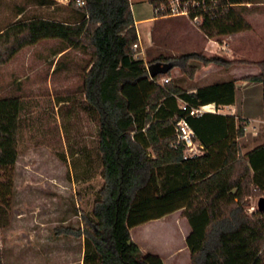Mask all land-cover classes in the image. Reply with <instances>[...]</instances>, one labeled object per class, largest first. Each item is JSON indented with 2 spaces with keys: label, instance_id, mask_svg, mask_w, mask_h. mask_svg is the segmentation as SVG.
<instances>
[{
  "label": "trees",
  "instance_id": "1",
  "mask_svg": "<svg viewBox=\"0 0 264 264\" xmlns=\"http://www.w3.org/2000/svg\"><path fill=\"white\" fill-rule=\"evenodd\" d=\"M146 1L155 11L170 0ZM186 1L200 3L190 18L201 17L199 29L208 39L251 29L238 9L250 0H180ZM32 3L45 7L54 1ZM65 8L69 15L62 21L21 16L0 30V67L22 49L49 40L60 42L53 72L66 68L61 61L71 50L89 55L77 93L97 124L102 182L91 212H79L81 227H61L56 233L83 239L82 264H163L160 257L142 253L130 230L182 210L190 228L185 240L189 264H264V212L247 215L243 204L247 196L264 194V143L239 156L241 120L217 113L188 114L189 109L210 104L233 105L234 82L194 93L173 85L155 86V100L130 111L123 87L149 78L147 65L134 57L138 34L130 0H83L81 7L70 0ZM24 13L22 9L18 15ZM176 59L173 68L183 72L191 60L222 68L257 66L261 72L250 81L262 85L264 110V57L248 61L192 53ZM3 89L0 85V167L16 162L21 127L20 98L4 96ZM177 99L188 111L179 108ZM181 118L193 130L201 155L184 159L183 145L175 144V124ZM7 194L0 189V198ZM4 213L0 208V225Z\"/></svg>",
  "mask_w": 264,
  "mask_h": 264
},
{
  "label": "rangeland",
  "instance_id": "2",
  "mask_svg": "<svg viewBox=\"0 0 264 264\" xmlns=\"http://www.w3.org/2000/svg\"><path fill=\"white\" fill-rule=\"evenodd\" d=\"M53 1L51 6L40 7L32 0H0V30L21 16L64 20L69 15L67 4L63 0ZM250 1L238 9L251 29L215 39L205 37L199 29L200 19H169L153 11L156 20L150 27L139 26L140 39L134 57L148 66L158 58L176 63V58L185 54L224 55L223 50L228 48L227 53L236 52L239 59L259 60L264 57V0ZM145 3L131 1L135 18L152 15ZM142 5L146 7L139 9ZM22 9L24 15H18ZM59 48L57 40L42 41L22 49L0 67L2 94L19 96L21 102L17 160L0 167V189L8 192L0 198V208L5 212L0 225L1 264H82L83 239L59 236L56 231L61 227H81L79 212L92 210L95 192L102 182L97 124L87 113L83 96L77 93L89 55L71 50L61 61L67 64L66 68L53 72L59 59L54 52ZM218 67L191 60L185 72L175 67L155 81L149 77L125 85L122 92L133 111L155 100V86L173 85L190 90L226 79ZM164 79H169L168 84L163 83ZM241 90L237 94L241 107L238 117H245V135L239 144V156H244L249 149L264 143V112H260L257 91ZM258 118L260 121L255 122ZM262 195L243 199L247 215L255 212ZM189 231L182 210H178L133 228L130 235L143 254L159 256L166 264H189L185 243Z\"/></svg>",
  "mask_w": 264,
  "mask_h": 264
},
{
  "label": "crops",
  "instance_id": "3",
  "mask_svg": "<svg viewBox=\"0 0 264 264\" xmlns=\"http://www.w3.org/2000/svg\"><path fill=\"white\" fill-rule=\"evenodd\" d=\"M131 1L130 0V4H131ZM146 1V0H144ZM147 2V1H146ZM148 5V7H150L151 11H152V15H147L145 17H141V18H135V13H134V9H133V6L131 4V10H132V13H133V18H134V22H135V28H136V31H137V34H138V38L140 39V30H139V26H144V25H147L148 27H150V25L154 22V20H156V17L153 16V9H152V6L148 3H145ZM138 7V6H137ZM142 7H146L145 5H142V6H139L138 8H142ZM147 9V8H146ZM149 9V8H148ZM150 12V11H149ZM172 18H179V17H170L169 19H172ZM143 30H145L143 28ZM145 38H146V35H145ZM232 39V37L230 38ZM222 49V48H220ZM224 49V48H223ZM224 51V55H226L228 58L230 59H239L237 57H235L237 55L236 52H232L231 54H228L227 52H229L230 50L228 48H226ZM222 55V54H221ZM58 58H59V54L56 55ZM58 59H56L55 63L57 62ZM54 63V64H55ZM218 69H221L222 72L224 73V75L226 76V79L222 80V81H214V82H211V83H207L205 85H202V86H199V87H194L190 90H187L189 93H194L195 90L197 88H202V87H207V86H211V85H214V84H217V83H222V82H228V81H233L234 84H235V94H234V103L233 105H230V106H224V107H219V108H216L213 104H210V105H207V106H212L213 107V111L211 112H206V113H217V114H222V115H229V116H234L237 120H243L245 119V117H238V113L240 114L241 112V107L240 105L237 103V94H238V89H242L241 91H243L244 89H249V90H254V91H257V95H258V100L260 101L261 103V108H260V112H264L263 110V104H262V85L261 83H258V82H252L250 81V78L252 77H255V76H258L260 74V69L257 67V66H254V65H247V64H243V65H238V66H234V67H230V68H222V67H218ZM180 87V86H178ZM245 87V88H244ZM181 88V87H180ZM246 99H249V98H246ZM180 99H177V103H178V106H180ZM225 110H227L226 112H224ZM244 112V111H243ZM251 119L253 120V117H251ZM258 121H255V122H259L260 121V118L256 119ZM245 135V134H244ZM244 135L239 138L237 140L238 144H240V142L243 140L244 138ZM195 141V140H194ZM195 143L197 144L198 146V149H199V153L198 155H201L202 154V151L200 150V147H199V144L198 142L195 141ZM263 143L257 145V146H260L262 145ZM257 146H254L253 148L249 149L248 151H246L244 153L247 154L249 151H251L252 149H254L255 147ZM177 212V211H176ZM175 213V212H174ZM172 213V214H174ZM171 215V214H170ZM164 218V217H163ZM162 219V218H161ZM159 220V219H158ZM154 221V220H153ZM148 223V222H147ZM143 225V224H142ZM141 226V225H140ZM132 230V229H131ZM130 230V231H131ZM190 232V231H189ZM189 234V233H188ZM188 236V235H187ZM186 240V239H185ZM159 257V256H158ZM161 259V258H160ZM163 264H166L165 261H163V259H161Z\"/></svg>",
  "mask_w": 264,
  "mask_h": 264
},
{
  "label": "built area",
  "instance_id": "4",
  "mask_svg": "<svg viewBox=\"0 0 264 264\" xmlns=\"http://www.w3.org/2000/svg\"><path fill=\"white\" fill-rule=\"evenodd\" d=\"M64 3L68 4L70 0H63ZM203 4V2H202ZM76 5L78 7H81L83 5V0H76ZM199 2H192V1H186V2H180V0H170L167 5L161 6L159 9L155 10V14H160L162 17H186L193 21L201 20V17L196 16L194 18H190V14L195 11V8L199 7ZM134 48H137V45L134 46ZM169 82V79H164L163 83L166 84ZM209 106H202L199 109H189L188 106L180 101L179 108L182 111H188L189 116H199L206 112L213 111L208 109ZM175 136L176 141L175 144H182L183 145V158L189 159L193 158L198 155L199 149L197 144L194 141V132L187 123L185 118H181L177 120L175 124ZM254 211H257V206Z\"/></svg>",
  "mask_w": 264,
  "mask_h": 264
},
{
  "label": "water",
  "instance_id": "5",
  "mask_svg": "<svg viewBox=\"0 0 264 264\" xmlns=\"http://www.w3.org/2000/svg\"><path fill=\"white\" fill-rule=\"evenodd\" d=\"M173 69V64L171 62H155L147 66V72L151 79L158 75H166ZM257 210L264 212V197L259 198L257 201Z\"/></svg>",
  "mask_w": 264,
  "mask_h": 264
}]
</instances>
